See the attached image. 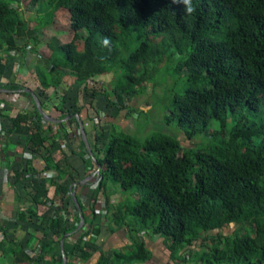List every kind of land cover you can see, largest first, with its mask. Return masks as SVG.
I'll use <instances>...</instances> for the list:
<instances>
[{
  "label": "trees",
  "instance_id": "16d2710c",
  "mask_svg": "<svg viewBox=\"0 0 264 264\" xmlns=\"http://www.w3.org/2000/svg\"><path fill=\"white\" fill-rule=\"evenodd\" d=\"M193 5L195 12L185 15L170 0H0V77L15 54L36 55L34 94L46 114L54 109L61 119L72 117L57 130L67 140L72 123L82 138L76 115L90 103L82 104L81 95L84 100L101 96L117 110H128L131 129L114 126L107 140L98 117L89 115L96 131L94 157L84 147L80 158L101 166L93 205L98 195L104 196L107 213L119 226L163 238L177 264H264V0H193ZM60 11L63 27L55 30ZM48 31L53 36L46 50H37ZM69 72L75 83L68 88ZM169 75L177 82L165 121L176 123L187 139L197 142L195 147L184 146L182 135L163 130L147 138L131 133L144 111L133 100L143 93L152 97ZM0 88L31 100L29 111L15 117L0 114L8 121L9 135L32 157L41 154L44 171L53 172L51 178L41 176L32 157L16 164L12 181L22 185L24 199L37 206L50 204L53 211L41 221L40 250L27 253V244L8 241L1 230L0 257L13 264H61L55 252L76 230L68 225L73 210L87 221L84 207L80 204V216L73 197L74 171H80L71 161L73 151H65L53 127H47L50 122L25 91L28 87L9 80ZM57 150L61 158L56 160ZM109 183L125 193H145L135 204L115 207L109 200L115 186ZM130 216L137 218L136 226L128 222ZM16 217L31 221L37 212L30 207ZM98 232L87 231L71 257L89 258L96 246L88 237ZM135 250L131 257H117L149 259L143 244ZM114 257L104 255L100 264H114Z\"/></svg>",
  "mask_w": 264,
  "mask_h": 264
},
{
  "label": "crops",
  "instance_id": "0c3cea01",
  "mask_svg": "<svg viewBox=\"0 0 264 264\" xmlns=\"http://www.w3.org/2000/svg\"><path fill=\"white\" fill-rule=\"evenodd\" d=\"M17 56L11 57L12 61H8L7 68L4 71V75L0 77V84H7L9 80H15V82L23 83L29 89H38L36 81V72L33 71V64L30 66L23 65L24 57L20 61L14 63V59ZM28 67V68H27ZM65 84L69 88L74 82L72 75H69L65 79ZM53 91H49L50 96L55 94ZM58 92V91H57ZM56 92V93H57ZM36 95V94H35ZM53 102H58L55 97ZM80 102L84 104V98L80 96ZM33 107L31 100L24 96L14 97L7 89L0 88V110L4 113H8L10 117H15L22 111H29ZM49 108H53L52 104H49ZM89 108L91 106L86 104V109L80 115L81 120L84 124V129L87 134L91 149L94 154L95 150V123L90 120ZM4 113L0 114V239L3 236L1 230H5L8 241L13 239L20 240L28 245V249L33 252V248L40 250V240L44 236V228L41 226L43 217L52 212L51 205H35L32 202L24 199L23 187L20 183L14 184L12 178L14 177V170L17 163L23 162L24 160H31V152L26 151L23 147L17 143L16 138L11 137L8 133L6 124L8 121L4 118ZM58 121H48L47 127L50 125L53 127L55 138L61 143L65 151H73V155L70 157L72 163L78 167L80 173L74 171V175L77 178V183L74 186L73 193L76 194L79 204L83 208V214L87 221H85V228L77 230L81 223L82 211L79 212L81 217H78L77 212L73 210L70 216L69 227L76 228L75 231L71 232L69 236H65L60 242V249L55 252L57 257L56 261H63L64 257L67 258V264H100L101 259L104 255H110L114 264H177L171 257V253L166 246V242L163 238L158 237L152 232L142 231L140 233L132 232L128 226H119L118 223L113 220L112 213H107L106 201L104 196L98 195L97 203L93 205V198L95 197V190L93 189V181L89 180L92 175L95 176L99 169L97 165H93L91 161L85 164L80 158L83 156L84 147L86 144L82 143L78 131H76V124L72 123L68 125V131L70 133V139L64 137L57 130L61 123H66L72 119L68 116L65 119H61V114L52 109L49 115ZM104 123V121H103ZM127 123L122 125L123 128ZM89 128V129H87ZM82 135V134H81ZM13 138V141H12ZM84 142V140H83ZM85 143V142H84ZM88 149V147H87ZM101 154V153H100ZM33 166L36 170L41 172V176L51 178L53 172H46V163L42 155L37 154L32 157ZM54 158H61V150H57L54 154ZM57 174V173H56ZM81 176V177H80ZM89 180V181H87ZM55 188L53 187L50 191V198L54 196ZM110 194V204L116 205L119 194ZM102 196V197H101ZM118 201V200H117ZM33 205V206H32ZM30 207H34L37 212V218L31 221H20L16 216L20 212H26ZM82 210V209H81ZM111 218V220H110ZM92 225V226H91ZM98 229L99 232L95 236L90 235L93 238V242L96 246L95 251H91L89 258L81 260L79 257H71L74 252V247L78 240L86 234L87 231ZM56 241V239H55ZM141 243L145 246L146 250L150 253L149 259L145 261H137L130 259L118 258L117 256L122 255L124 257H131L136 253V244ZM34 253V252H33ZM49 258V257H48ZM0 264H13L11 259L1 255ZM43 264V263H41Z\"/></svg>",
  "mask_w": 264,
  "mask_h": 264
},
{
  "label": "rangeland",
  "instance_id": "374dc122",
  "mask_svg": "<svg viewBox=\"0 0 264 264\" xmlns=\"http://www.w3.org/2000/svg\"><path fill=\"white\" fill-rule=\"evenodd\" d=\"M63 12H58L57 16H59L58 21L56 24H53V27L55 30L61 29L63 26L59 25L62 20H63ZM33 24V23H32ZM48 31L46 35L43 36L42 39V43L38 46L37 50H41V51H45V43L46 41L48 42V40L51 38L52 32ZM71 35L67 36L65 39H63V41H68L71 39ZM17 57L14 59V63L16 61H20L22 59V57L20 55L15 54ZM38 59L36 55H30V54H26L24 57V61H23V65L26 64V66H30L31 68V64L37 63ZM28 68V67H27ZM68 74L74 75L73 73L69 72ZM113 77V74H110V76L107 78V83H109L111 81ZM170 81L172 82L170 85ZM176 76L173 77V80H170V75L166 77V82L163 83L162 85H160L157 89V92L155 94L152 95V97L146 95V93L141 94L139 97L135 98L133 100V104L135 106H142L141 110H144L140 113L141 116L139 118L138 121H136V123L132 126L133 130L131 131L132 134H136L142 138H147L149 136H151L154 132L156 131H161L163 130L164 132L171 134V135H179L180 140L183 142V145L186 147H195L197 146V142L196 141H190L189 139H187V137L185 135H183V131H181L176 123H171L170 125L166 123L165 121V116L166 114L169 112L170 110V103H171V97L175 94V90H174V86L176 83ZM182 85L183 84H179ZM102 83H98L96 84V87H100L101 88ZM153 84H149L148 87V91L149 93L153 92ZM111 87H107L106 89L111 90ZM29 89V88H27ZM26 89V90H27ZM25 90V91H26ZM31 90V89H30ZM78 91V88L76 87V90H72L71 95H75ZM39 98V97H38ZM43 99L46 100V98L43 96ZM86 103H90V104H94V108L91 107V109L89 108V114L92 117H98V119L101 122V130H104V139L107 140V136L112 134V132L110 131L114 126L115 127H119V129H122V125L127 123V125L124 126V129H131L130 123L129 122V118L130 116H128V110H123V111H119L116 108H114L113 106H110L107 103V99L104 97H98L97 99H91L89 96L87 99L84 100ZM146 101H148V103H145ZM90 104H88L90 106ZM97 107V108H96ZM145 109H144V108ZM143 108V109H142ZM68 110H70V112H73L75 110V106L73 105L72 102H70L68 104ZM140 110V109H139ZM104 121V123H103ZM89 129V128H87ZM110 131V132H109ZM110 133V134H109ZM105 149H103V151L101 152V154L99 153L98 156L100 158H104L105 156ZM95 181V180H94ZM93 181V182H94ZM109 185H112V187L115 186V191H114V195H118L120 197L117 198L116 202H118V204H116L115 207H117V205H125L127 203H132L135 204L138 202V199L141 198V196L145 193L142 190H133L132 192H122L120 189L119 185H114L112 183H109ZM117 211V208L115 209ZM124 214H126L125 212H123ZM128 218V222H130V224H134V226H136L137 222V218L130 216V217H126ZM111 220V218H110ZM234 229H236V227H233L232 232L234 231ZM231 232V231H230ZM199 246H202V244H200V242L198 243ZM185 252H179L178 256L182 257L185 256ZM129 259V258H127Z\"/></svg>",
  "mask_w": 264,
  "mask_h": 264
},
{
  "label": "water",
  "instance_id": "95a60500",
  "mask_svg": "<svg viewBox=\"0 0 264 264\" xmlns=\"http://www.w3.org/2000/svg\"><path fill=\"white\" fill-rule=\"evenodd\" d=\"M26 92H28V93H30V94L33 95V98H34V100H35V103H36L38 109L40 110V112L43 114L45 120H47V121H51V122H52V121H58V120H55L54 118H52L51 116H49L48 114H46V113L42 110L41 102H40L38 96L35 95L34 92H33L32 90L27 89ZM76 118H77V120H78V122H79V129H80V132H81V134H82V138H83V140H84L86 146L88 147V151H89L90 155L94 157V154H93V151H92V149H91V146H90L89 140H88V138H87L86 131H85V129H84L83 121L81 120L80 115H78V114L76 115ZM94 160H96V159L94 158ZM98 168L101 169V166L98 165ZM94 177H95V176L92 175V177H90L89 180H92ZM89 180H87V181H89ZM73 197H74V202H75L76 206L78 207V209H79L80 212H81L82 210H81L80 204H79V202H78V200H77V197H76V194H75V193H73ZM84 224H85V219H84V217L82 216V217H81V223H80V225H79V227H78L77 230H78V231L81 230V229L84 227ZM67 237H68V236H67ZM65 238H66V237H65ZM64 264H67V258H66V257H64Z\"/></svg>",
  "mask_w": 264,
  "mask_h": 264
},
{
  "label": "clouds",
  "instance_id": "9594fccd",
  "mask_svg": "<svg viewBox=\"0 0 264 264\" xmlns=\"http://www.w3.org/2000/svg\"><path fill=\"white\" fill-rule=\"evenodd\" d=\"M171 5L181 6L185 15H191L195 12V7L193 5V0H170ZM109 43V39H104V44L107 45Z\"/></svg>",
  "mask_w": 264,
  "mask_h": 264
},
{
  "label": "built area",
  "instance_id": "2783aa9c",
  "mask_svg": "<svg viewBox=\"0 0 264 264\" xmlns=\"http://www.w3.org/2000/svg\"><path fill=\"white\" fill-rule=\"evenodd\" d=\"M101 181V178H100V170L98 169L96 174H95V181L93 182V189L96 190L98 187H99V183ZM27 253L33 255L34 253L30 250L27 251Z\"/></svg>",
  "mask_w": 264,
  "mask_h": 264
}]
</instances>
